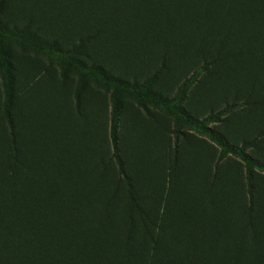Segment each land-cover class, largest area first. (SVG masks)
Here are the masks:
<instances>
[{"label": "rangeland", "instance_id": "1", "mask_svg": "<svg viewBox=\"0 0 264 264\" xmlns=\"http://www.w3.org/2000/svg\"><path fill=\"white\" fill-rule=\"evenodd\" d=\"M63 1L0 0L1 24L25 36H35L41 42L55 43L56 47L55 52L44 55L21 50L14 42L8 45L14 76L11 118L15 134L10 136L4 120L1 80L0 132L2 140L13 138L18 147L16 152L10 148V156L22 158V129L30 123L39 124L42 141L35 143V136H31L32 145L28 144L26 153L41 161L45 169L43 179L53 185L51 193L56 187L61 193L60 198L53 193L52 203L57 205L62 201L59 204L65 214L75 213L80 199L73 198L85 184V177L101 174L107 182L105 187L110 181L117 191L123 192L131 184L140 195L141 188L158 190L162 196L163 217L168 218L170 225L186 224L188 228L180 233L182 237L187 234L196 238L201 234L204 240L217 239V245L211 247L202 243L196 250L220 254L219 250H226L225 243L221 242L233 234L236 225L238 230L246 227L243 214L249 207V194L245 165L238 157L227 156L219 168L226 179L215 181L219 148L211 137L196 128L178 127L175 118L162 109L142 108L134 99L123 97L118 133L126 176L122 178L109 140L110 92L86 78L85 70L96 67L110 78L137 86L153 77L151 92L169 101L177 100V105L197 121L221 112L217 122H209L206 126L236 148L245 144V152L264 163L260 155L262 144L255 149L249 141L264 129V41L259 42L254 65L250 67L247 61H229L217 53L213 39L221 33L222 21L215 17L209 24L208 18L200 12L189 10L186 13L181 0L161 3L160 8L153 11L143 0H139L136 10L131 3L121 4L120 0H77L79 10L76 13V8L72 7L75 0H66L68 9ZM113 3L121 7L117 6L114 13L110 12L111 8L107 10ZM260 6L254 14L264 40V10ZM189 19L202 24L198 27L200 35L206 25L212 27L209 50L200 52L191 41L190 45L179 47L181 42L187 44L184 41L187 31L191 30ZM121 22L125 23L122 29ZM157 24L160 29L155 31ZM157 32L160 35L154 37ZM68 60L77 70L63 77L64 64ZM253 74L257 75L259 86L254 87L249 80ZM80 78H84V86L78 94ZM73 133L81 140L74 157L68 153V169L70 164L71 168L77 166L78 174L75 180L64 183L62 167L65 161L57 158L63 149L66 152L61 154L67 155L71 148L69 136ZM88 168L90 174L86 173ZM254 174V193L260 199L264 215V171L255 169ZM198 180L204 184L202 190L197 188ZM226 201L236 202V206H229L234 219L241 213L235 227L229 218L218 216L224 210L222 203L228 206ZM1 228L2 234L5 231L11 236L7 223ZM208 256L201 264L221 263H215L211 254Z\"/></svg>", "mask_w": 264, "mask_h": 264}, {"label": "trees", "instance_id": "2", "mask_svg": "<svg viewBox=\"0 0 264 264\" xmlns=\"http://www.w3.org/2000/svg\"><path fill=\"white\" fill-rule=\"evenodd\" d=\"M143 1L150 4L152 11L156 10V7L160 8L161 3L171 2L170 0ZM181 1L186 13L189 10L200 12L208 18L209 24L210 20L215 17L222 21V31L213 39V45H215L218 54L229 61H247L250 67H253L254 58L258 53V48H260L259 42L263 43L264 41L261 35V26L254 11L260 4L264 10V0ZM125 2L131 3L135 10L139 4V0H120L121 4ZM77 4H79L77 0L72 4V7L76 8L74 13L79 10ZM63 6L68 9L66 0L63 1ZM117 6L120 7L113 3L111 7L108 6L107 10L111 8L110 12L114 13ZM215 13L216 15H214ZM189 22L188 27L191 30L186 33L187 40L184 39V43L187 44L181 42L179 47L190 45L191 41L196 44L198 51L209 50L212 42V27L208 28L206 25L203 35H200L198 27L202 24H197L193 19H189ZM121 23L120 28L122 29L125 27V23ZM184 23L187 22L184 21ZM157 27L158 29H156ZM156 28L155 31L159 30L160 26L157 24ZM158 35H160L159 32L154 37ZM10 42H14L21 50H29L35 54L44 55L55 52L56 47L55 43L41 42L35 36H25L0 23V80L4 96V120L10 129V136H14L15 127L11 118L14 76L7 52ZM75 50V48L72 49V52ZM76 70L77 66L68 60L64 64L62 76L65 77L69 73L76 72ZM85 76L110 92L109 140L113 152L112 156L122 178H126V176L118 133L123 97L134 99L142 108L152 106L162 109L175 118L178 127L196 128L202 134L211 137L219 148L215 181L220 180L222 182V179H226V175L223 176L219 170L223 160L229 155L238 157L246 167L249 194V207L243 214L247 222L246 227H241L238 230L236 225L233 234L224 238L226 240L218 239L222 241L221 243H225L226 250H219L220 254L217 251L209 253L215 263L243 264V261H247L249 264H263L264 215L261 212L260 199H257L254 193L256 176L254 170L264 171V163L246 153L245 144L236 148L227 143L219 133L206 126L209 122L215 120L217 122L222 113L209 115L202 121H197V118L177 105V100L169 101L152 93L150 85L154 81L153 77L146 80L141 86H137L110 78L96 67L86 69ZM257 78L255 74L249 78L254 87L259 86ZM83 86L84 78H80L77 87L78 94L82 91ZM38 125L30 123L25 127L26 129H22V158H15L16 155L10 156V148L16 152L18 147H16L13 138L10 141L2 140L3 134L0 132V264H201V262L208 260L210 254H205L196 249L201 247L202 243L211 247L215 246L218 243L217 239L204 240L200 237L201 234L197 235L196 238H191L187 234L182 237L180 233L187 230L188 227L186 224H177L173 227L168 218L163 217L162 196L155 188L151 190L141 188L142 195H140L139 190L134 189L131 184L121 192L120 190L117 191L113 184H110L112 183L110 181L105 187L107 182L104 175L86 176L82 189L77 191L74 198L73 194L69 196L71 201L75 198L80 199L75 213L65 214L62 205L59 204L62 201L58 202L57 205L52 203L55 196L60 198L61 193L57 191V187L53 192L55 196L51 193L53 185L43 179L45 169L41 165V161H36L32 156L33 154L26 153L28 144L32 145L31 136H35V143L42 141V137L39 136L41 129ZM59 138L61 142V135ZM69 138H71V148L67 150V155L61 154L63 149L61 153L58 151L61 158H57L58 161L59 159L65 161L62 167L64 183L67 180H75L78 174V167L72 166L71 168L72 164H70V169H68V163L69 156L74 157V151L78 148L77 145L80 143L81 137L73 133ZM249 141L255 149L260 148L256 147L259 143L262 144L260 155L264 159V129ZM83 142L85 143V139ZM71 150L72 154H70ZM88 172L91 173L89 168L86 173L88 174ZM137 182L134 181V184L139 185ZM203 187L204 184L198 180L197 188L202 190ZM69 189L70 192H74L73 189ZM226 203L228 206L222 203L221 208L224 210L218 216L229 218L228 221L233 227L241 213L234 219L229 213V206H236V202L233 201L229 204L226 201ZM4 223L11 227L12 237L5 231L3 232L5 234L1 233V229H3L1 227H4Z\"/></svg>", "mask_w": 264, "mask_h": 264}]
</instances>
